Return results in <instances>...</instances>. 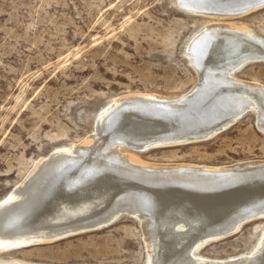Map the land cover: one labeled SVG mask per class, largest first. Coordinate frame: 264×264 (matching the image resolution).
Returning <instances> with one entry per match:
<instances>
[{"label": "bare ground", "instance_id": "6f19581e", "mask_svg": "<svg viewBox=\"0 0 264 264\" xmlns=\"http://www.w3.org/2000/svg\"><path fill=\"white\" fill-rule=\"evenodd\" d=\"M178 5L219 20L262 8L264 0ZM185 56L198 76L188 91L174 98L144 92L115 97L80 144L55 148L33 164L0 200V252L98 229L126 214L142 227L144 264H264V226L247 252L226 258L198 253L264 218V159L157 163L120 151L121 145L142 152L206 140L247 112L264 133V85L236 76L246 64L264 61V38L241 24L208 22L189 39ZM0 264L45 263L12 257Z\"/></svg>", "mask_w": 264, "mask_h": 264}, {"label": "rangeland", "instance_id": "374dc122", "mask_svg": "<svg viewBox=\"0 0 264 264\" xmlns=\"http://www.w3.org/2000/svg\"><path fill=\"white\" fill-rule=\"evenodd\" d=\"M216 21L244 25L264 38V6L216 20L181 9L178 0H0V200L39 158L80 144L113 98L130 92L174 98L188 91L198 76L185 56L187 43ZM236 76L264 85V61L246 64ZM254 122L247 112L206 140L142 152L121 145L120 151L157 163L264 159V133ZM263 226L264 218L253 219L198 253L226 258L247 252ZM146 255L139 220L123 214L98 229L0 252V260L144 264Z\"/></svg>", "mask_w": 264, "mask_h": 264}]
</instances>
